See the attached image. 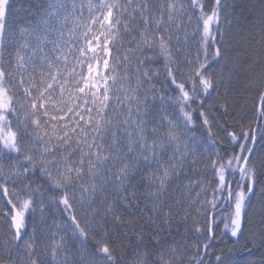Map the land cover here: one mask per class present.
I'll use <instances>...</instances> for the list:
<instances>
[{"label":"snow or ice","instance_id":"snow-or-ice-1","mask_svg":"<svg viewBox=\"0 0 264 264\" xmlns=\"http://www.w3.org/2000/svg\"><path fill=\"white\" fill-rule=\"evenodd\" d=\"M246 7L0 0V264H264Z\"/></svg>","mask_w":264,"mask_h":264},{"label":"trees","instance_id":"trees-1","mask_svg":"<svg viewBox=\"0 0 264 264\" xmlns=\"http://www.w3.org/2000/svg\"><path fill=\"white\" fill-rule=\"evenodd\" d=\"M246 6H252V11L249 12L246 10L244 12V15L247 16L249 19H251L252 16L260 17L261 15H264V12L261 11L259 8V0H244ZM256 26H250L248 25L247 21H245V30L246 31H254ZM251 112V108L245 109V112L242 114L244 118H247L248 113ZM175 231V230H173ZM0 238H2V231H0ZM230 244V242H229ZM223 247V245H221ZM224 255L225 256H233V257H247L250 254L247 252H240L235 249H232L231 247L224 248ZM261 257L259 255L252 256L251 259H242L240 264H260Z\"/></svg>","mask_w":264,"mask_h":264}]
</instances>
